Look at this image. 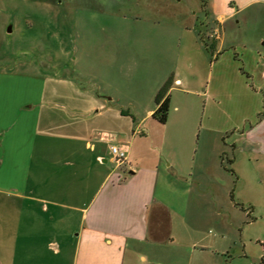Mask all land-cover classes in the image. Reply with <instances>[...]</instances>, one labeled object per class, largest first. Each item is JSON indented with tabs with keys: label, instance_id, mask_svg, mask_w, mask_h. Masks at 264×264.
Instances as JSON below:
<instances>
[{
	"label": "rangeland",
	"instance_id": "374dc122",
	"mask_svg": "<svg viewBox=\"0 0 264 264\" xmlns=\"http://www.w3.org/2000/svg\"><path fill=\"white\" fill-rule=\"evenodd\" d=\"M206 5L204 0H0V143L38 135L34 122L50 109L67 111L64 119L85 127L115 132L122 128L132 134L134 149L145 159L159 153V192L170 204L189 205L194 223L188 237H181L184 242L159 251L162 264H171V259L186 264L187 248L209 240L221 261L209 262L196 251L190 264H249L237 251L245 244L257 255L262 246L256 239L264 241V192L255 184H264V146L245 139L233 152L207 127L210 123L234 127L243 119L251 123L255 100L249 98L247 104L238 94L226 97L220 117L208 118L204 94L175 91L179 109L172 106L168 121L160 123L152 112L147 114L156 105L154 93L159 87L160 31L165 43L173 40L180 47L179 56L165 54L164 68L169 58L171 67L177 61L180 67L175 72L190 76L194 83L190 89L206 83L216 35L222 36L223 47L240 50L242 45L260 46L264 41V16L233 22L210 38L204 30L200 34ZM195 17L196 33L203 35L197 41L184 27ZM190 59L200 61L191 67ZM104 96L112 97L110 103L106 101L110 107L96 116L92 107L96 109ZM231 129L225 134L228 143L236 137ZM11 148L0 144V185L22 183L28 159L11 158L7 152ZM219 148L224 150L222 167L216 154ZM233 157L236 163L231 166ZM173 172H184L186 179ZM230 191L237 202L257 204V218L234 204Z\"/></svg>",
	"mask_w": 264,
	"mask_h": 264
},
{
	"label": "crops",
	"instance_id": "0c3cea01",
	"mask_svg": "<svg viewBox=\"0 0 264 264\" xmlns=\"http://www.w3.org/2000/svg\"><path fill=\"white\" fill-rule=\"evenodd\" d=\"M204 1L207 5L200 20V34L204 30L209 38L212 32H222L233 22L241 23L264 16V0ZM197 21L195 17L190 24L184 25L196 41L199 37L203 38L196 33ZM162 33L159 32V64L162 67L154 100L158 92L168 86L167 121L172 106L179 109L173 99L175 91L191 90L204 94L207 102L203 110L208 118L213 115L219 118L224 99L238 94L243 103L249 104V98L255 100L251 123L243 119L234 127L212 123L207 127L216 131L219 143L231 146L233 152L245 139L250 140L252 145L263 147L262 45L253 43L249 47L245 44L241 50L238 47H223L222 36L216 35L206 83L203 86L196 84L197 89H190L194 86L190 76L184 78L175 72V68L180 67L177 61H174L175 67H171L169 58L167 69L164 68L165 54L179 56L180 47L173 40L165 43L160 37ZM190 60L193 62L189 64L191 67L200 61L197 59L195 63V60ZM103 98L100 104L95 105L96 109L92 107L96 116L102 113V108L110 107L108 103L112 97ZM156 106L149 108L147 114L153 113ZM66 113L44 110L34 122L35 134L38 132V135L31 139L1 140L2 146L11 144L10 152L6 150L11 158L23 156L28 160L21 184L0 185V264H162L159 251L174 247L176 242L179 245L184 242L186 239L181 237H188L186 232L189 233L194 223L189 219V205L170 204L163 192H159V153L145 159L144 154L134 149L131 133L122 128L115 132L102 126L89 128L74 124L64 119ZM229 129L237 137L230 143L225 138ZM113 145L120 146L125 153L126 160L121 164L116 162L111 152ZM223 153V148L216 151L221 167L224 166L221 159ZM229 161L233 166L236 157ZM173 173L179 179H186L184 172ZM233 174L239 178L237 172ZM188 175L191 176L192 172ZM197 181L201 182L200 179ZM255 184L259 186L258 191L264 192V184L260 181ZM214 192L218 193V190ZM234 196V193L233 198L230 194L234 204H240L247 215L253 214L251 217L257 218L254 215L257 204L237 202ZM256 240L262 246L257 255H252L245 244L236 254L247 259L249 264H264V241ZM211 244L209 240L198 248L190 245L186 264L191 263L196 251L199 256H207L209 262L212 258L220 260V252L212 249ZM171 261L174 264L177 260Z\"/></svg>",
	"mask_w": 264,
	"mask_h": 264
},
{
	"label": "trees",
	"instance_id": "16d2710c",
	"mask_svg": "<svg viewBox=\"0 0 264 264\" xmlns=\"http://www.w3.org/2000/svg\"><path fill=\"white\" fill-rule=\"evenodd\" d=\"M168 86L163 87L155 97L156 108L152 113V117L157 119L160 123H165L168 117L169 111V96L167 94ZM233 198V193H231ZM238 204V203H237ZM264 263V258H262Z\"/></svg>",
	"mask_w": 264,
	"mask_h": 264
},
{
	"label": "built area",
	"instance_id": "2783aa9c",
	"mask_svg": "<svg viewBox=\"0 0 264 264\" xmlns=\"http://www.w3.org/2000/svg\"><path fill=\"white\" fill-rule=\"evenodd\" d=\"M111 152L115 156V160L117 163L121 164L126 160V156L122 148L118 145L111 146Z\"/></svg>",
	"mask_w": 264,
	"mask_h": 264
},
{
	"label": "water",
	"instance_id": "95a60500",
	"mask_svg": "<svg viewBox=\"0 0 264 264\" xmlns=\"http://www.w3.org/2000/svg\"><path fill=\"white\" fill-rule=\"evenodd\" d=\"M261 45H262V46H263V48H264V41H262V42H261ZM263 57H264V54H263Z\"/></svg>",
	"mask_w": 264,
	"mask_h": 264
}]
</instances>
